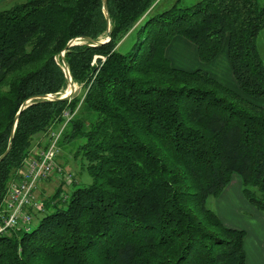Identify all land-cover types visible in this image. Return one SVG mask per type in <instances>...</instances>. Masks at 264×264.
I'll list each match as a JSON object with an SVG mask.
<instances>
[{
  "label": "trees",
  "instance_id": "1",
  "mask_svg": "<svg viewBox=\"0 0 264 264\" xmlns=\"http://www.w3.org/2000/svg\"><path fill=\"white\" fill-rule=\"evenodd\" d=\"M25 0L0 10V155L21 104L67 87L61 53L82 93L33 99L0 161V204L40 136L65 123L89 182H64L41 200L29 230L0 235V264H246L244 229L207 204L234 175L264 211V0ZM127 53L121 39L140 19ZM201 62L226 50L230 88L200 68L174 66V36ZM83 42L66 47L70 39ZM47 145V144H46ZM58 145V146H59ZM71 188V189H70Z\"/></svg>",
  "mask_w": 264,
  "mask_h": 264
},
{
  "label": "rangeland",
  "instance_id": "2",
  "mask_svg": "<svg viewBox=\"0 0 264 264\" xmlns=\"http://www.w3.org/2000/svg\"><path fill=\"white\" fill-rule=\"evenodd\" d=\"M25 0H0V10L8 8L9 6L23 2ZM175 0H160L158 6L156 7L157 11H162L168 8ZM199 0H180V6H188ZM262 2V0H259ZM145 20V17L140 19L136 24L135 28L128 32L118 43L117 51L121 53H127L131 50L133 44L137 40L136 29L138 26ZM76 42L81 43L83 41L76 40ZM187 39L182 36L176 35L171 40L167 54L174 66L194 70L200 68L202 70H207L211 75L220 80L222 83L226 84L230 88L237 87L235 79L232 75L226 50H222L219 55L211 62H201L197 56V52L193 49V44H190ZM257 47L262 57H264V30L257 38ZM82 85L74 82V90L71 94L76 95L82 93ZM66 123V122H65ZM65 123H62L59 127L51 128L47 133L37 141V144H41L40 148L43 149L48 144L50 133L52 131H59L63 129ZM59 145V144H58ZM57 153V165L63 168L66 173H71L72 177L66 179L65 175H58L57 173L51 174L46 180H43L41 189L37 187L35 195L38 201L41 202L43 198L50 195L55 191V189L61 184L62 181L66 182H89L90 177L86 171H80L79 159L73 157L74 145L69 144H60ZM73 148V150H71ZM45 181V183H44ZM232 183L228 190L224 192L219 197H209L207 204L210 208L214 209L223 223L227 226L233 228H239L246 230L247 236H245L246 242L248 243V250L251 248L249 246L250 240H254L259 244V247L252 249L255 256V264H262V257L259 253H264V211H260L251 204L242 193V186L240 182V177L234 175L231 179ZM39 185V184H38ZM226 188V187H225ZM71 189V188H70ZM49 212L42 211L36 212L34 214L33 220L30 223V227L36 225L38 220L44 215V213ZM246 248V249H247Z\"/></svg>",
  "mask_w": 264,
  "mask_h": 264
},
{
  "label": "built area",
  "instance_id": "3",
  "mask_svg": "<svg viewBox=\"0 0 264 264\" xmlns=\"http://www.w3.org/2000/svg\"><path fill=\"white\" fill-rule=\"evenodd\" d=\"M59 131L50 133L46 147L39 149L36 155L28 156L21 168L8 185L6 195L0 204V235L9 234L12 229H30V223L36 212H42L41 202L37 200L35 191L38 184L51 174L72 177L57 165Z\"/></svg>",
  "mask_w": 264,
  "mask_h": 264
},
{
  "label": "water",
  "instance_id": "4",
  "mask_svg": "<svg viewBox=\"0 0 264 264\" xmlns=\"http://www.w3.org/2000/svg\"><path fill=\"white\" fill-rule=\"evenodd\" d=\"M103 4L105 6L104 14H105V19H106V24H107L105 37L101 38V39H92L90 37H86V39L89 42H91L93 45H98V44H103L105 42H108L110 40V37H111V30H110L111 19H110V15H109V13L107 11V1L103 0ZM76 40H77V38L70 39L68 41V43L66 44V47H69V46H72L74 44H77L78 42H76ZM61 57H62V63H63V71H64L65 76L67 78V87H66V89L59 96H55L53 94L36 95V96L31 97V98H28L26 101H24L21 104V106L19 108V111H18V113L15 116V123H14L12 131H11V135H10V139H9V142H8V146H7L6 150L0 155V161L4 158V156L10 150L11 142H12V138H13V132H14V128H15L16 122L18 120L19 112L21 110H23L30 103L31 100H33V99H66L68 97H71V94H72V92L74 90V83L72 82V78H71V75H70V72H69L68 65H67V63L65 62V59H64V52L61 53Z\"/></svg>",
  "mask_w": 264,
  "mask_h": 264
},
{
  "label": "crops",
  "instance_id": "5",
  "mask_svg": "<svg viewBox=\"0 0 264 264\" xmlns=\"http://www.w3.org/2000/svg\"><path fill=\"white\" fill-rule=\"evenodd\" d=\"M190 44H192V43H190ZM194 46V45H193ZM193 49H195L196 50V47L194 46L193 47ZM205 71H207V70H205ZM41 144H37L36 143V145H34L33 146V148H32V154L31 155H36V152L37 151H39V149H41L40 146ZM44 183H45V181H44ZM42 184H43V181L42 182H40L39 183V185H38V189L40 188L41 189V186H42ZM232 183H229L228 185H227V187L225 188V190H224V192L226 191V189L228 190V188L230 187V185H231ZM223 192V193H224ZM222 193V194H223ZM246 231V230H245ZM248 234H246V236H247ZM247 246H248V243L246 242V239H245V251H246V264H255V256H254V253L252 252L253 250L252 249H255V248H257V247H259V244L258 243H256L253 239L252 240H250V242H249V246H251V248H249V250H248V248H247ZM247 248V249H246ZM259 255H260V257H262V264H264V253L262 252V250H261V252L259 253Z\"/></svg>",
  "mask_w": 264,
  "mask_h": 264
}]
</instances>
